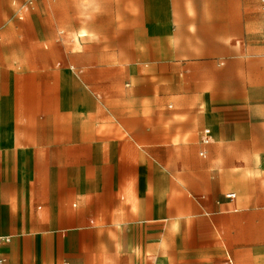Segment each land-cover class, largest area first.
<instances>
[{"label": "crops", "instance_id": "0c3cea01", "mask_svg": "<svg viewBox=\"0 0 264 264\" xmlns=\"http://www.w3.org/2000/svg\"><path fill=\"white\" fill-rule=\"evenodd\" d=\"M260 4L107 0V29L67 34L107 40L76 64L104 91L0 47L4 264H264Z\"/></svg>", "mask_w": 264, "mask_h": 264}, {"label": "rangeland", "instance_id": "374dc122", "mask_svg": "<svg viewBox=\"0 0 264 264\" xmlns=\"http://www.w3.org/2000/svg\"><path fill=\"white\" fill-rule=\"evenodd\" d=\"M3 6L1 14L4 15L5 22L10 24L13 35L7 41L2 40L0 35V47L16 50L47 49L55 59L54 70L63 66L62 62L69 60L70 67L77 73L81 85L96 83L95 86L103 88V91L104 88L107 89V73L98 78L94 77V74L86 73V69L76 68V64L85 65L86 51L107 50V40L90 41L82 39L81 36L76 39L74 35H67L68 32L86 33L91 26L82 25V21L91 20L94 29H107V0H6V5ZM112 11L119 12L114 9ZM90 13L95 16L92 17ZM33 19L39 32L44 33L45 37L28 41L29 34L25 24ZM1 27L2 25L0 32ZM59 30H63L62 35L58 34ZM98 95L103 96L101 92Z\"/></svg>", "mask_w": 264, "mask_h": 264}, {"label": "built area", "instance_id": "2783aa9c", "mask_svg": "<svg viewBox=\"0 0 264 264\" xmlns=\"http://www.w3.org/2000/svg\"><path fill=\"white\" fill-rule=\"evenodd\" d=\"M261 9L264 11V0H261ZM263 33H264V27L262 29ZM208 135H209V130L208 129H204L202 136H201V141L202 142H207L208 141ZM226 196L228 198H233L235 196L234 193H228L226 194ZM10 240L9 236H0V246L8 243ZM0 264H4V258L0 255Z\"/></svg>", "mask_w": 264, "mask_h": 264}]
</instances>
